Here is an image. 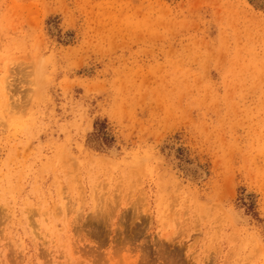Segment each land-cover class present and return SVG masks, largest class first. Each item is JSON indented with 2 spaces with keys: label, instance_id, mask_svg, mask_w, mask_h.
<instances>
[{
  "label": "rangeland",
  "instance_id": "rangeland-1",
  "mask_svg": "<svg viewBox=\"0 0 264 264\" xmlns=\"http://www.w3.org/2000/svg\"><path fill=\"white\" fill-rule=\"evenodd\" d=\"M0 264H264V0H0Z\"/></svg>",
  "mask_w": 264,
  "mask_h": 264
}]
</instances>
